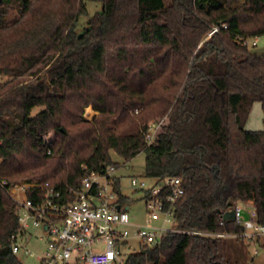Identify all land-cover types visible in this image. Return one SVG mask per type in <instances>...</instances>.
<instances>
[{"label": "trees", "instance_id": "obj_1", "mask_svg": "<svg viewBox=\"0 0 264 264\" xmlns=\"http://www.w3.org/2000/svg\"><path fill=\"white\" fill-rule=\"evenodd\" d=\"M86 1L0 0L18 7L10 24L0 8V180L37 179L73 201L85 170L120 167L111 151L143 153L155 185L181 181L179 229L241 234L223 215L247 201L264 224V129L245 128L254 102L264 114V55L240 41L264 34V0H90L102 9L78 34ZM15 208L0 186V264H22ZM248 244L169 233L126 264H249Z\"/></svg>", "mask_w": 264, "mask_h": 264}, {"label": "built area", "instance_id": "obj_2", "mask_svg": "<svg viewBox=\"0 0 264 264\" xmlns=\"http://www.w3.org/2000/svg\"><path fill=\"white\" fill-rule=\"evenodd\" d=\"M222 27L226 28V25ZM218 29L219 26H214L208 37ZM251 39L254 38L240 41L248 47L254 46L256 42ZM157 127L150 125L148 142L153 140ZM118 169L108 166L101 171L85 170L79 188L72 190L73 201H65L59 191L48 187L47 183L41 184L37 179L20 180L8 186L5 180H0V186L16 203L15 214L24 234L34 228L41 232L38 239L46 238L38 264H126L128 256L134 253L131 240H138L141 247L153 246L169 233L264 240V224L257 221L256 209L253 204L248 206L250 201L238 202L231 210L234 214L232 220L243 228L241 234L179 229L173 211L175 202L183 193L178 177L166 179L163 185L152 191L150 197L144 199L147 212L145 223H132L128 207L123 208L118 202L114 176ZM131 185L137 189L146 186L137 178L131 179ZM165 187L169 188V192L163 195ZM35 188H39L40 192L33 193L32 201L27 191ZM242 205L247 208V214ZM160 219V225L155 226L154 222ZM24 234L11 236L14 254L19 251V239ZM24 250L30 253L27 248Z\"/></svg>", "mask_w": 264, "mask_h": 264}, {"label": "rangeland", "instance_id": "obj_3", "mask_svg": "<svg viewBox=\"0 0 264 264\" xmlns=\"http://www.w3.org/2000/svg\"><path fill=\"white\" fill-rule=\"evenodd\" d=\"M87 14L81 15L77 21L75 32L81 34L88 25L89 18L96 12L101 11L102 4L95 1H86ZM4 11L3 22L5 24H10L18 16V7L14 3L3 4L0 7ZM208 35L204 37L207 39ZM256 44L254 46L250 45V50L264 55V34L255 37ZM7 76H0V84L3 83ZM40 108H35L33 113L38 111ZM95 115L91 107L85 109L84 116L86 119H91ZM162 120L156 123L158 125ZM245 128L248 130H262L264 129V114L261 110V104L259 102H254L251 106L247 121L245 123ZM157 129V128H156ZM111 157L113 162L120 165L119 169L115 172L114 176L118 180L119 189L118 195L123 196L127 199V212L130 216L131 222L135 224H144L147 219V212L145 209V201L142 198L144 191L150 189L154 191L158 186L155 185L152 179L146 178L144 176V154L140 153L128 162H124L116 153L111 151ZM137 178L138 180L144 181L146 186L144 189H137L131 185V179ZM244 213L247 214V208L242 205ZM161 219L154 222L155 226H159ZM41 235L40 230L30 228L27 232L19 239L20 249L16 253V256L21 261L22 264H38V256L42 254L45 246V236L43 239H38ZM244 239V238H243ZM132 250L137 252L141 245L138 240H131ZM244 243H249L244 249V259L249 264H264V240L260 239L259 242H248L244 239ZM28 249L30 253H25L24 249ZM129 250V249H128ZM126 252H129L125 250Z\"/></svg>", "mask_w": 264, "mask_h": 264}, {"label": "water", "instance_id": "obj_4", "mask_svg": "<svg viewBox=\"0 0 264 264\" xmlns=\"http://www.w3.org/2000/svg\"><path fill=\"white\" fill-rule=\"evenodd\" d=\"M234 218V214H233V212L232 211H230V212H228V213H225L224 215H223V219H233Z\"/></svg>", "mask_w": 264, "mask_h": 264}, {"label": "crops", "instance_id": "obj_5", "mask_svg": "<svg viewBox=\"0 0 264 264\" xmlns=\"http://www.w3.org/2000/svg\"><path fill=\"white\" fill-rule=\"evenodd\" d=\"M252 205V202L250 201V202H248V206H251ZM127 206V205H126ZM126 206H125V208H126ZM255 242H257L256 240H254ZM254 241H252V242H254ZM260 240H258V242H259Z\"/></svg>", "mask_w": 264, "mask_h": 264}]
</instances>
